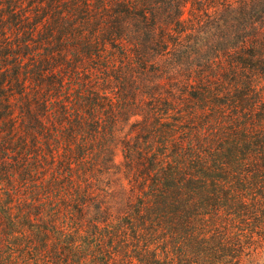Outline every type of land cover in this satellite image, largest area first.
<instances>
[{"label": "trees", "instance_id": "1", "mask_svg": "<svg viewBox=\"0 0 264 264\" xmlns=\"http://www.w3.org/2000/svg\"><path fill=\"white\" fill-rule=\"evenodd\" d=\"M261 249L264 0H0V264Z\"/></svg>", "mask_w": 264, "mask_h": 264}, {"label": "rangeland", "instance_id": "2", "mask_svg": "<svg viewBox=\"0 0 264 264\" xmlns=\"http://www.w3.org/2000/svg\"><path fill=\"white\" fill-rule=\"evenodd\" d=\"M188 8L189 6L185 11L184 17H186L188 14ZM121 160H122V151L121 148H119V150L117 151L116 161L120 162ZM244 264H264V249H261L257 251V253H255L254 255H251L250 257L246 258L244 260Z\"/></svg>", "mask_w": 264, "mask_h": 264}]
</instances>
